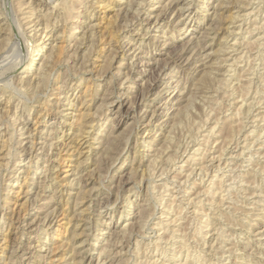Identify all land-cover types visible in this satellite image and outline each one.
<instances>
[{
	"label": "rangeland",
	"instance_id": "1",
	"mask_svg": "<svg viewBox=\"0 0 264 264\" xmlns=\"http://www.w3.org/2000/svg\"><path fill=\"white\" fill-rule=\"evenodd\" d=\"M121 1L25 0L36 9L34 21L18 24L12 68L0 64V76L19 87L0 86V264H88L87 252L92 264L103 253L118 254L105 264H264V0H179L192 5L189 17L168 11L158 25L168 0ZM7 3L0 0L3 27ZM158 6L151 23L138 21L139 8ZM146 30L149 37L136 36ZM124 34L137 57L122 60ZM51 43L59 55L37 89L36 71L22 65ZM118 94L121 108L110 105ZM24 117L30 130L21 137ZM81 134L94 145L90 153L78 145ZM65 143L79 148L69 151ZM39 207L40 222L24 228Z\"/></svg>",
	"mask_w": 264,
	"mask_h": 264
},
{
	"label": "bare ground",
	"instance_id": "2",
	"mask_svg": "<svg viewBox=\"0 0 264 264\" xmlns=\"http://www.w3.org/2000/svg\"><path fill=\"white\" fill-rule=\"evenodd\" d=\"M17 1V2H16ZM33 1V0H32ZM121 1V0H120ZM133 1V0H132ZM137 1H139V0H137ZM152 1V0H151ZM159 1H162V0H158V2ZM247 1V0H246ZM7 8H8V12L6 13V14H4V18L7 20L6 22H5V27H3V26H1V24H0V38H1V36L4 34V36H5V34H9L8 36H10V37H8V40H6L5 42H4V40H3V43L6 45V47L4 46V49H2L3 51L2 52H0V53H3V55H0V64H2V69H3V71H5V70H8V69H11L12 67H11V64L18 58V56H16V51H15V49H13V40H14V38L16 37V36H20V35H22V33H23V31L22 30H20V26L18 25V24H20L21 22H22V20L24 19V21H25V19L27 20V22H26V24L27 23H31V22H33L34 21V19H32L33 17H34V15H35V11H36V9H35V7L32 5V3H31V6H27V8H26V5L27 4H25V3H27V2H25V0L23 1V0H7ZM108 2V1H107ZM122 2V1H121ZM144 2V1H143ZM150 2V1H149ZM157 2V3H158ZM127 3H128V1H127ZM139 3H140V1H139ZM25 4V5H24ZM35 4V3H34ZM106 4V3H105ZM138 4V3H137ZM143 4V3H142ZM142 4H140L139 6H141ZM224 4V3H223ZM24 5V6H23ZM100 4H98V6H99ZM144 5V4H143ZM151 5V4H150ZM220 5V4H219ZM58 6V5H57ZM66 6V5H65ZM65 6H63V7H65ZM138 6V7H139ZM153 6H155V5H153ZM159 6H161V5H159ZM153 7V8H151V7H148V12H145V13H143L142 11H141V9L139 8V10H138V14H139V17H137V19H138V21H147V23L149 22V23H151V20H152V18L154 17V15H153V13H154V11H156V10H158L160 7ZM132 7V6H131ZM191 7H192V5H190L189 3H187V5H179V0H168V2H166L164 5H163V3H162V6H161V11H159V13L155 16L156 17V20H155V22H154V24L155 25H158L160 22H159V20H162V19H164V16H165V14L168 12V11H174V13H177V14H180V15H182V17L183 16H186V18L187 17H189V15H190V9H191ZM220 7V6H219ZM25 8L28 10V11H25ZM123 8V7H122ZM142 8V7H141ZM218 8V7H217ZM65 9H67V7H65ZM68 9H70L69 7H68ZM221 9V8H220ZM242 9V8H241ZM75 10V9H74ZM136 10V11H137ZM7 11V10H6ZM242 11H248V9L247 8H243L242 9ZM5 13V12H4ZM137 13V12H136ZM144 14V16H143V14ZM187 13H189V14H187ZM239 13V12H238ZM49 14V13H48ZM138 14H137V16H138ZM45 15V14H44ZM51 15V14H50ZM67 15V14H66ZM250 15H252V12L251 11H249V12H244V14H243V16H250ZM233 16V15H232ZM239 16H241V15H239ZM40 18V17H39ZM45 18H46V22H45V24H46V26H45V37L46 36H49V38L52 36V33H53V30H50V28H49V25L52 23V21L51 20H53L52 18H54V17H52V15L51 16H49V15H47V16H45ZM69 18V17H68ZM234 18H236L235 16H234ZM233 18V19H234ZM238 18H240V17H238ZM242 18H244V17H242ZM127 19V18H126ZM155 19V18H154ZM215 19H218V18H215ZM232 19V20H233ZM237 19V18H236ZM253 20H254V18H253ZM137 21V22H138ZM234 21H235V19H234ZM20 22V23H19ZM232 22V21H231ZM21 25H22V23H21ZM132 25H134V23H132ZM230 25H231V23H230ZM19 26V27H18ZM126 26V25H125ZM257 26V25H256ZM259 26V25H258ZM128 27V26H127ZM262 27V26H261ZM19 28V29H18ZM92 28V27H91ZM124 28H126V27H124ZM241 28V27H240ZM93 29V28H92ZM253 29V28H252ZM251 30V29H250ZM147 31V30H146ZM94 32V31H93ZM234 32V31H233ZM250 33V32H249ZM252 33V32H251ZM76 34V33H75ZM94 33H92V35H93ZM84 35H86V34H84ZM206 35V34H205ZM129 36V35H128ZM127 36V34H124L123 35V38L124 37H126V39H122L123 41V44L122 45H120L121 47V49L120 50H122V54H121V58H122V60H125V56L127 55H133L134 53H136V50H137V47H136V50L134 51L133 50V52H132V47L134 46L133 44L135 43H133L132 42V38L130 37V39L129 38H127L128 37ZM136 36H138V38H145V37H149L150 35H149V33H148V31L147 32H145L143 35H141V33L140 34H138V35H136ZM207 36V35H206ZM226 36H228V35H226ZM249 36V35H248ZM92 37V36H91ZM93 37H95V36H93ZM100 37V36H99ZM223 37V36H222ZM261 37V36H260ZM5 39H7L6 37H4ZM112 38H114V37H112ZM202 39H203V37H201ZM2 39L3 38H1V40L0 41H2ZM97 39V38H96ZM132 39V40H131ZM157 39V38H156ZM90 40V39H89ZM113 40V39H112ZM262 40V39H261ZM111 41V40H110ZM121 41V40H120ZM120 41H118L119 43H120ZM256 41H257V39H256ZM255 41V42H256ZM92 42V41H91ZM94 42V41H93ZM92 42V43H93ZM235 42H237V41H235ZM243 42V41H242ZM254 42V41H253ZM59 43V42H58ZM113 43V42H112ZM126 43V44H125ZM225 43V42H224ZM231 43V42H230ZM234 43V42H233ZM241 43V42H240ZM246 43H248V42H246ZM2 44V42L0 43V45ZM91 44V43H90ZM166 44V43H165ZM164 44V45H165ZM262 44V43H261ZM261 44H259V45H261ZM79 45H81V44H79ZM163 45V46H164ZM247 45V44H246ZM250 45H252L251 43H250ZM255 45H258V44H255ZM258 45V46H259ZM3 46V45H2ZM50 47H47V49H46V51L47 50H50V51H48V52H43V53H41V51H42V49H43V45H42V47L40 46L39 47V49L32 55V57H31V59L30 60H27V62L26 63H23V65H22V68H25V71L26 72H33L34 70L36 71V78L35 79H37L36 81H35V86L34 87H36L37 89L38 88H41V87H43V85H44V83H46V79H47V76H48V74L52 71V69H53V66H54V63H55V61H56V59H57V57L56 56H58L57 55V44L56 43H54V45L51 43V45H49ZM111 46V45H110ZM231 46H234V45H231ZM237 46V45H236ZM253 46V45H252ZM1 47V46H0ZM60 47V46H59ZM58 47V49H60ZM224 47V46H223ZM235 47V46H234ZM248 47H250V46H248ZM260 47V46H259ZM51 48V49H50ZM228 48H230V47H228ZM227 48V49H228ZM236 48V47H235ZM92 49H93V47H92ZM95 49V48H94ZM138 49H139V47H138ZM91 50V49H90ZM194 50V49H193ZM98 51V50H97ZM130 51H131V53H130ZM59 52V51H58ZM62 52V51H61ZM88 52V51H87ZM129 52V53H128ZM116 53V52H115ZM89 54V53H88ZM235 53L233 52V50L232 51H230V52H227V57H226V60H229V59H231L232 57H233V55H234ZM13 55H15L14 56V58L15 59H11V57L13 56ZM236 55V54H235ZM134 56H136L137 57V55H135L134 54ZM112 57H114V55L112 56ZM129 57V56H128ZM135 57V58H136ZM111 58V57H110ZM206 58H209V56L208 55H206V54H204V57H203V60H207ZM240 58V57H239ZM257 58V57H256ZM59 59V58H58ZM112 59V58H111ZM189 59V58H188ZM18 60V59H17ZM16 60V61H17ZM236 60V59H235ZM243 60V59H242ZM20 61V60H19ZM22 61V60H21ZM37 61V62H36ZM112 61V60H111ZM205 61H203V64H205L206 65V62ZM222 61V60H221ZM234 61V60H233ZM236 61H238V60H236ZM236 61L234 62V63H232L229 67H232V66H234L235 65V63H236ZM125 63H126V61H124ZM124 62H121L120 64H119V66L121 67V64H125ZM148 62V61H147ZM147 62L145 63V64H147ZM231 62V61H230ZM257 62V61H256ZM16 63V62H15ZM20 63H22V62H20ZM19 63V64H20ZM56 63H58V62H56ZM224 63V62H223ZM135 64V63H134ZM228 65V64H227ZM118 66V67H119ZM130 66H132V65H130ZM237 66V65H236ZM251 66H252V64H251ZM209 67H212V66H209ZM216 68V67H215ZM228 68V67H227ZM249 68V67H248ZM121 69V68H120ZM146 69V68H145ZM211 69V68H210ZM212 69H213V67H212ZM218 69V68H217ZM231 69V68H230ZM13 70V69H12ZM15 70V69H14ZM14 70L11 72V73H13L14 72ZM117 70H119V68L117 69ZM122 71V70H121ZM229 71V70H228ZM17 72V71H16ZM208 72V71H207ZM206 72V73H207ZM209 72H211V70L209 71ZM208 72V73H209ZM213 72V71H212ZM249 72V71H248ZM127 73V72H126ZM225 73H228L227 71L225 72ZM232 73V72H231ZM245 73V72H244ZM52 74V73H51ZM121 74V73H120ZM123 74V73H122ZM128 74V73H127ZM210 74H212V73H210ZM207 75V74H206ZM231 75H233V74H231ZM248 75V74H247ZM253 75V74H252ZM128 76V75H127ZM211 76V75H210ZM213 76V75H212ZM28 78H30V77H28ZM247 78H249V77H247ZM14 79V78H13ZM27 79V78H26ZM33 79V78H32ZM127 79H129V76H128V78ZM221 79V78H220ZM223 79V78H222ZM228 79V78H227ZM21 80H23V79H21ZM28 80V79H27ZM26 80V81H27ZM125 80V79H124ZM124 80H123V83H124ZM130 80V79H129ZM224 80V79H223ZM242 80H243V78H242ZM24 81H25V79H24ZM25 81V82H26ZM211 81V80H210ZM214 81H215V79H214ZM219 81V80H218ZM30 82V81H29ZM126 82V81H125ZM202 82H203V80H202ZM222 82V81H221ZM228 82V81H227ZM22 83H23V81H22ZM48 83V82H47ZM122 83V84H123ZM27 84V83H26ZM207 84V83H206ZM220 85H221V83H219ZM171 85V84H170ZM216 85H218V84H216ZM219 85V86H220ZM0 86H3V91L4 92H6V91H10L11 92V90H14V88L15 87H17V85H16V83L15 82H13V81H9L8 79H5L4 77H2V76H0ZM21 86V85H20ZM24 86V85H23ZM232 86H233V84H232ZM240 86V85H239ZM249 86V85H248ZM33 87V88H34ZM226 87V86H225ZM236 87V86H235ZM243 87V86H242ZM19 87H17L16 89H18ZM24 88V87H23ZM227 88V87H226ZM236 88H238V87H236ZM241 88V87H240ZM250 88V87H249ZM248 88V89H249ZM35 89V88H34ZM45 89H47V88H45ZM245 89V88H244ZM24 90V89H23ZM220 90V89H219ZM4 92H3V94H4ZM165 92H168L167 90L165 91ZM249 92V91H248ZM24 93V92H23ZM31 93H33V92H31ZM114 93V92H113ZM244 93H245V91H244ZM38 94V93H37ZM40 94V93H39ZM67 94V93H66ZM174 94V93H173ZM227 94V93H226ZM119 95V94H118ZM3 96V95H2ZM18 96V95H17ZM123 96H124V94H123ZM230 96V95H229ZM116 99H114V100H112L111 102H110V105L112 106V105H120L119 107L121 108V105H122V103H125V102H123V100H121V94L119 95V96H117V97H115ZM247 98V97H246ZM211 99V98H210ZM117 100V101H116ZM188 100V99H187ZM186 100V101H187ZM244 100V99H243ZM165 101V100H164ZM211 101V100H210ZM104 102V101H103ZM174 102V101H173ZM151 106H152V104L151 103H149V106L146 108V109H144L145 110V113H147V112H149V110H150V108H151ZM16 108V107H15ZM178 108V107H177ZM240 108V107H239ZM243 108V107H242ZM175 109V108H174ZM180 110V109H179ZM182 110V109H181ZM180 110V111H181ZM185 110V109H184ZM179 111V112H180ZM17 112V111H16ZM84 113V112H83ZM155 113V112H154ZM184 113V112H183ZM238 113V112H237ZM240 114H241V112H240ZM239 114V115H240ZM238 115V114H237ZM238 115V116H239ZM261 115V114H260ZM3 116V115H2ZM11 116V115H10ZM12 117V116H11ZM83 117H85V116H83ZM182 117V116H181ZM82 118V117H81ZM80 118V119H81ZM87 118V117H86ZM232 118V117H231ZM242 119V118H241ZM240 119V120H241ZM176 120V119H175ZM181 120H183V118L181 119ZM180 120V121H181ZM227 120H228V118H227ZM243 120V119H242ZM241 120V121H242ZM1 121V120H0ZM28 121H29V118H25L24 117V119H19V124L20 125H22V132L20 133V136L22 137V136H24L25 135V133H27V132H29V130H30V127H27V123H28ZM95 121V120H94ZM93 121V122H94ZM164 121V120H163ZM2 122H3V120H2ZM10 122V121H9ZM64 122L65 121H60V124H64ZM83 122V121H82ZM87 122V121H86ZM90 122H92V121H90ZM235 122V121H234ZM236 122H238V121H236ZM15 123V122H14ZM240 123V122H239ZM87 124H88V122H87ZM93 124L94 123H90V124H88V125H92L93 126ZM224 124V123H223ZM218 125V124H217ZM235 125V124H234ZM1 126V125H0ZM84 126V125H83ZM238 126V125H237ZM211 127V126H210ZM216 127V126H215ZM215 127H213V128H215ZM231 127V126H230ZM233 127V126H232ZM55 127L53 126V129H54ZM93 128V127H92ZM86 129L88 130V128H87V126H86ZM206 129V128H205ZM212 129V127L210 128V130ZM80 130V129H79ZM86 130V131H87ZM85 131V132H86ZM213 131H214V129H213ZM219 131V130H218ZM31 132V131H30ZM81 132L83 133L84 131H82L81 130ZM12 133V132H11ZM206 134H207V131L205 132ZM204 133V134H205ZM217 133V132H216ZM79 134V133H78ZM11 135V134H10ZM83 134H81L80 135V142H78V145L81 147V148H83V145H84V143L86 144L85 145V147L87 148V147H89L88 148V152H89V150H92V148H93V146L94 145H91V143H88V141L87 140H84V136H82ZM89 135V134H88ZM210 135V134H209ZM221 135V134H220ZM247 135V134H246ZM82 136V137H81ZM90 136V135H89ZM169 136V135H168ZM13 137V136H12ZM27 137H29V139L27 140V143H29V147H31V149H32V151H33V149H35L36 148V141H35V139H34V135L32 134V133H29V135L27 136ZM88 137V136H87ZM87 137H86V139H87ZM109 137V136H108ZM167 137V136H166ZM171 137V136H170ZM170 137H169V139H170ZM204 137V136H203ZM208 137V136H207ZM94 138V137H93ZM231 138V137H230ZM246 138V137H245ZM10 139V138H9ZM8 139V140H9ZM19 139V138H18ZM204 139H206V138H204ZM233 139V138H232ZM82 140H84V141H82ZM231 140V139H230ZM237 140V139H236ZM245 140V139H244ZM243 140V141H244ZM6 139L3 141V145H2V147H4L5 145V143H6ZM82 141V142H81ZM170 141V140H169ZM234 141V140H233ZM20 144H22L23 143V141L20 139L19 141H18ZM48 142V141H47ZM150 142V141H149ZM172 142V141H171ZM151 143V142H150ZM191 143V142H190ZM47 143L45 142H43L42 143V145H43V147H44V145H46ZM144 144V143H143ZM193 144V143H192ZM195 144V143H194ZM8 145V144H7ZM208 145V144H207ZM22 146V145H21ZM48 146H51L52 148L55 146V142H54V138L52 137V138H50L49 139V143H48ZM65 146H68L67 148H68V150L70 151V150H72L73 149V151L74 150H78V148H79V146L77 147V145H69L68 143H65ZM150 146V145H149ZM42 147V149H45V147L43 148ZM57 147V146H56ZM260 147V146H259ZM13 148V147H12ZM151 148V147H150ZM157 148V147H156ZM190 148V147H189ZM200 148V147H199ZM3 149V148H2ZM24 149V148H23ZM200 149H202V148H200ZM25 150V149H24ZM158 150V149H157ZM184 150H185V148H184ZM210 150V149H209ZM10 151V149L8 150V154L9 153H11V152H9ZM69 151H68V153H69ZM3 152V151H2ZM1 152V153H2ZM72 152V151H71ZM80 153H84V150H82V151H79ZM178 152V151H177ZM240 152V151H239ZM1 153H0V155H1ZM79 153V154H80ZM90 153V152H89ZM89 153H88V155H89ZM197 153V152H196ZM203 153V152H202ZM262 153V152H261ZM88 155H87V157H88ZM158 155V154H157ZM203 155V154H202ZM234 155V154H233ZM232 155V156H233ZM81 156V155H80ZM196 156L197 157H199L197 154H196ZM203 156H205V155H203ZM82 157V156H81ZM169 157V156H168ZM167 157V158H168ZM193 157H195V156H193ZM193 157H192V159H193ZM213 157V156H212ZM58 158V157H57ZM166 158V159H167ZM191 158V157H190ZM196 158V157H195ZM201 158V157H200ZM199 158V161L201 160ZM204 158V157H203ZM251 158V157H250ZM0 159H1V157H0ZM169 159V158H168ZM205 159V158H204ZM186 160V159H185ZM191 160V159H190ZM194 160H196V159H194ZM214 160H215V158H214ZM154 161V160H153ZM169 161V160H168ZM196 161H198V158H197V160ZM198 161V162H199ZM211 161V160H210ZM209 161V162H210ZM155 162V161H154ZM185 163H187L186 161H184ZM194 163V162H193ZM201 163V162H200ZM174 164V163H173ZM202 164V163H201ZM206 164V163H205ZM205 164L203 165V166H205ZM255 164V163H254ZM183 167V166H182ZM206 167V166H205ZM223 167V166H222ZM2 163L0 162V178L2 177V174H1V170H2ZM29 168V167H28ZM195 168V167H194ZM201 168V167H200ZM173 169H174V167H173ZM201 169H203V168H201ZM46 171L48 170V168H46L45 169ZM73 170V169H72ZM171 170V169H170ZM169 170V171H170ZM72 172H74V171H72ZM160 173V172H159ZM162 175V174H161ZM164 175V174H163ZM162 175V176H163ZM190 175V174H189ZM175 176V175H174ZM179 176V175H178ZM177 176V177H178ZM228 176V175H227ZM77 177V176H76ZM217 177V176H216ZM214 179V178H213ZM219 179V178H218ZM221 179V178H220ZM219 179V180H220ZM1 180V179H0ZM197 180V179H196ZM218 180V181H219ZM244 180V179H243ZM65 181V180H64ZM71 181V180H70ZM69 181V183H68V185L69 184H73L72 182H70ZM165 181V180H164ZM179 181V180H178ZM245 181H247V180H245ZM177 182V181H176ZM221 182V181H220ZM224 182V181H223ZM243 182V181H242ZM66 183H67V179H66ZM165 184V183H164ZM180 184V183H179ZM182 184V183H181ZM218 184V183H217ZM215 185V184H214ZM210 186V185H209ZM208 186V188H210ZM218 186H220V185H218ZM84 187V186H83ZM212 187V186H211ZM1 188V187H0ZM81 188H82V186H81ZM80 188V190H84V189H81ZM222 187H220V189H221ZM211 189L212 188H210V192H211ZM0 190H2V189H0ZM79 190V191H80ZM188 190V189H187ZM245 190V189H244ZM11 192V191H10ZM83 192H85V191H83ZM201 192V191H200ZM205 192V191H204ZM206 192H208V190L206 189ZM205 192V193H206ZM215 192V191H214ZM217 192H219V191H217ZM216 192V193H217ZM70 193V192H69ZM212 193V192H211ZM71 194V193H70ZM85 194V193H84ZM215 194V193H214ZM244 194V193H243ZM212 195V194H211ZM227 195V194H226ZM224 197V196H223ZM79 198V197H78ZM203 198V197H202ZM209 198V197H208ZM246 198V197H245ZM207 199V198H206ZM7 200V199H6ZM225 200V199H224ZM226 200H227V198H226ZM233 200V199H232ZM51 201V200H50ZM80 201V200H79ZM204 201V200H203ZM212 201H214V200H212ZM209 202V201H208ZM238 202V201H237ZM211 203V202H210ZM244 203V202H243ZM256 203V202H255ZM262 203V202H261ZM6 204H7V202H6ZM80 204H82V203H80ZM79 204V205H80ZM220 204V203H219ZM242 204V203H241ZM54 205V204H53ZM78 205V206H79ZM92 205V204H91ZM5 206V205H4ZM7 206H8V204H7ZM81 206V205H80ZM173 206V205H172ZM203 206V205H202ZM229 206V205H228ZM234 206V205H233ZM249 206H250V204H249ZM8 207H10V206H8ZM57 207V206H56ZM55 207V208H56ZM176 207V206H175ZM175 207H173V208H175ZM230 207V206H229ZM257 207V206H256ZM255 207V208H256ZM41 207H39V209H38V211L34 214V218L30 221V222H27V224H24V228H25V226H27L29 223H36L37 221H39L40 222V217H39V214H40V212H42L41 210L42 209H40ZM52 208V207H51ZM58 208V207H57ZM147 208V207H146ZM54 209V208H53ZM199 209V208H198ZM202 209V208H201ZM85 210V209H84ZM83 209L80 211L81 213L82 212H85ZM181 210V209H180ZM183 210V209H182ZM181 210V211H182ZM58 211V210H57ZM194 211V210H193ZM233 211V210H232ZM244 211V210H243ZM248 212H249V210H247ZM260 211V210H259ZM44 212V211H43ZM52 212V211H51ZM54 212V211H53ZM75 212V211H74ZM141 212V211H140ZM201 212V211H200ZM205 212V211H204ZM262 212V211H261ZM48 213H50V212H48ZM46 214V216H45V220L48 218V216H49V214ZM172 213V212H171ZM202 213V212H201ZM206 213V212H205ZM232 213V212H231ZM234 213V212H233ZM256 213V212H255ZM83 214V213H82ZM196 214H197V212H196ZM210 215V214H209ZM234 215V214H233ZM177 216V215H176ZM223 216V215H222ZM244 216V215H243ZM255 216V215H254ZM6 217V216H5ZM237 217V216H236ZM252 217V216H251ZM11 218V217H10ZM50 218V217H49ZM75 218V217H74ZM82 218V217H81ZM177 218V217H176ZM181 218H182V216H181ZM202 218V217H201ZM241 218V217H240ZM172 219V218H171ZM180 219V218H179ZM245 219V218H244ZM253 219V218H252ZM81 220V219H80ZM83 220V219H82ZM139 220V219H138ZM141 220V219H140ZM173 220H174V218H173ZM202 220V219H201ZM205 221V220H204ZM139 222V221H138ZM141 222H142V220H141ZM240 222H242V221H240ZM128 223V222H127ZM178 223V222H177ZM252 223H255V222H252ZM137 224H139V223H137ZM80 224H78V225H76L77 227L79 226ZM140 225V224H139ZM210 225V224H209ZM240 225H241V223H240ZM75 226V227H76ZM204 226V225H203ZM245 226V225H244ZM81 226H79L77 229H79ZM125 227H127V226H125ZM124 227V228H125ZM160 227H162V226H160ZM249 227V226H248ZM163 228V227H162ZM201 228V227H200ZM250 228V227H249ZM76 229V228H75ZM75 229H74V231L73 232H75ZM130 229V228H129ZM128 229V230H129ZM173 229V228H172ZM109 230V229H108ZM124 230V229H123ZM128 230H127V232H128ZM168 230V229H167ZM176 230V229H175ZM110 231V230H109ZM174 231V230H173ZM206 231V230H205ZM222 231V230H221ZM226 231V230H225ZM252 231V230H251ZM126 232V231H125ZM174 233V232H173ZM126 234V233H125ZM124 234V235H125ZM200 234V233H199ZM73 235V234H72ZM174 235H175V233H174ZM173 235V236H174ZM74 236H75V233H74ZM197 236V235H196ZM201 236V235H200ZM203 237H204V235H202ZM222 237V236H221ZM6 238V237H5ZM130 240V239H129ZM222 240V239H221ZM131 241V240H130ZM20 243V242H19ZM17 244L18 246L21 244ZM214 244H215V242H214ZM206 245V244H205ZM109 247V246H108ZM111 247V246H110ZM224 247H225V245H224ZM229 247V246H228ZM18 249H19V252H21V251H25L24 250V246H22V245H20L19 247H17ZM76 248V247H75ZM106 249V248H105ZM16 250V249H15ZM81 251H82V249H80ZM70 251H72V250H70ZM76 250H74L73 252H75ZM93 251V250H92ZM29 252H30V250H29ZM28 252V253H29ZM71 253L70 254V256L68 257V258H70V257H72L73 256V254H75V256H76V252L75 253ZM79 252V251H78ZM110 252V251H109ZM35 253V252H34ZM81 253V252H80ZM27 254V252H25V253H22L21 255H19L20 257L21 256H24V255H26ZM69 254V253H68ZM78 254V253H77ZM82 255H83V253H82ZM102 255V254H101ZM101 255H99V257L101 256ZM114 255H118L117 253H103V256L100 258V260L102 261V262H98V264H105V263H107V262H109V261H111V260H113L114 258H115V256ZM186 255V254H185ZM231 255V254H230ZM30 256V255H29ZM43 256V255H42ZM79 256V255H78ZM85 257V260L87 261V259H89V262H88V264H92V262H93V260H94V255L91 253V252H87V253H85V255H84ZM228 256V255H227ZM9 257H11V256H9ZM17 257V256H16ZM19 257V258H20ZM98 257V258H99ZM120 257V256H119ZM181 257V256H180ZM179 257V258H180ZM186 257V256H185ZM188 257L189 256H187V259H188ZM231 257V256H230ZM21 258H23V257H21ZM40 258V257H39ZM42 258V257H41ZM124 258V257H123ZM190 258V257H189ZM17 259V258H16ZM120 259V258H119ZM24 260V259H23ZM42 260V259H41ZM60 260V259H59ZM68 260V259H67ZM75 260V258H73L72 259V261H67V262H65V264H77V262H75L74 261ZM147 260V259H146ZM145 260V261H146ZM181 261V260H180ZM10 262H13L14 263V261H12V260H10ZM142 262V261H141ZM150 262H152V261H150ZM154 262V261H153ZM152 262V263H153ZM205 262V261H204ZM19 263V262H18ZM64 263V262H63ZM147 262H145V264H146ZM176 263V262H175ZM240 263V262H239ZM7 264H9L8 262H7ZM181 264H188V261L187 260H185V262H183V263H181ZM211 264V263H210ZM233 264V263H232ZM247 264V263H246Z\"/></svg>",
	"mask_w": 264,
	"mask_h": 264
}]
</instances>
